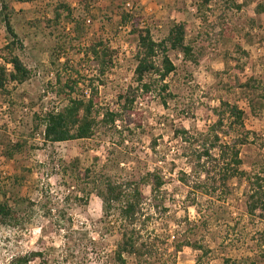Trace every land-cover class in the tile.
I'll return each mask as SVG.
<instances>
[{
    "label": "rangeland",
    "instance_id": "obj_1",
    "mask_svg": "<svg viewBox=\"0 0 264 264\" xmlns=\"http://www.w3.org/2000/svg\"><path fill=\"white\" fill-rule=\"evenodd\" d=\"M6 2L24 41L18 53L33 77L21 85L9 84L6 93L0 91V186L14 195L25 222L0 226V264L30 252L42 255L30 264H117L119 205L107 216L97 195V185L108 178L132 182L142 191L136 223L142 255L125 254L126 264H224L226 259L264 264V216L247 211V178L232 180L226 194H210L206 191L212 180H207L202 163H195L192 154L201 145L194 137L199 140L197 135L217 119L215 109L223 101L235 103L247 112L245 131L250 133L249 142L241 147L242 169L264 176L260 106L264 105V13L256 11L264 0H212L203 19L197 12L200 0ZM60 3L70 6L76 22L63 16L53 29L46 21L53 19ZM123 12L139 16L141 26L150 28L157 41L174 23H186L187 41L199 63L170 52L177 70L166 80L172 93L166 104L162 84L156 83L146 98L136 102V115L117 120L116 129L101 128L90 139L45 143L43 133L33 131V115L66 105L57 92L58 74L80 81L78 92L87 97L92 83L101 111H119V94L135 85L137 38L131 24L123 23ZM225 24L234 33L233 40L223 34ZM99 40L114 51L113 65L105 75L87 54L91 43ZM7 42L0 20V53ZM0 62L4 63L1 58ZM249 77L259 81L261 91L245 93L238 86ZM182 130L194 135L190 143L178 134ZM15 143H21L22 150L7 159L4 151ZM72 165L78 168L72 171ZM151 173L165 182L158 192L144 181ZM15 176L19 180L13 190L10 183Z\"/></svg>",
    "mask_w": 264,
    "mask_h": 264
},
{
    "label": "trees",
    "instance_id": "obj_2",
    "mask_svg": "<svg viewBox=\"0 0 264 264\" xmlns=\"http://www.w3.org/2000/svg\"><path fill=\"white\" fill-rule=\"evenodd\" d=\"M26 2L30 0H19ZM212 0H200L197 5L198 16L201 19L205 16V11L209 9ZM225 1V0H223ZM245 4V3H244ZM244 6V5H243ZM238 8H241L238 6ZM256 11L259 14L264 13V3L257 5ZM64 12H67L64 15ZM65 16L66 20H72L73 11L67 3H60L54 8V17L47 20L48 27H55L60 24L61 18ZM206 17V16H205ZM122 21L124 24H131L132 34L137 38V51L135 55L136 67L134 70L135 85H129L128 88L120 93L119 111L107 109L101 111L99 108L98 90L89 84L90 96L78 92L79 82L72 75L68 77L56 76L57 92L62 100L67 101L61 109H49L44 114L33 115V131L43 133L45 143L73 142L77 140L90 139L101 128H107L112 131L116 129L117 120H123L124 116H135V105L140 98H146L160 83L163 102L172 97L168 92L169 85L167 78L176 72L177 67L170 57V52L178 51L183 54L184 60L193 64H198L199 59L192 43L187 41V25L184 22L174 23L169 29L168 35L161 41L155 40L151 29L141 26V18L130 13L123 12ZM0 20L4 23L8 33V42L2 48L0 58V91L6 93L9 84H23L33 77L32 70L25 64L18 51L24 49V41L17 32L14 25V12L6 0H3L0 10ZM77 25V29L78 24ZM223 34L226 40H233L234 33L230 27L225 24ZM52 35L53 33L50 32ZM241 48V47H239ZM87 54L92 57L93 62L98 68L100 75H105L107 70L113 65L114 51L106 46L102 40L91 43ZM238 86L247 92H256L262 89L259 81L254 77L247 78L244 83ZM261 91V90H260ZM264 99V94H261ZM251 99V97H250ZM252 101V100H251ZM251 102V112L255 113V105ZM264 108V105L260 103ZM261 108V109H262ZM217 119L208 125L207 130L200 135L199 140L194 137V142H199L196 149L192 151L195 163H202L201 169L205 173L207 180L211 178V189L207 190L210 194L221 192L226 194L230 191V182L234 179L247 178L250 188L247 194L246 206L250 215L260 212L264 216V176L262 173H247L242 169L243 160L241 158V147L249 142V134L245 131V118L247 112L238 104L223 101L218 109H215ZM133 121H136L133 119ZM140 125L139 122H137ZM228 128V131L226 130ZM231 129V131H229ZM182 134L186 142H191L194 135L188 131H177ZM236 133V134H234ZM234 134V135H233ZM233 136L232 141H223L224 137ZM193 143V142H192ZM21 143L7 145L4 154L7 159H13L15 152L22 150ZM78 163V161H73ZM78 168L72 165L71 170ZM264 170V166H263ZM77 172H79L77 170ZM90 176V170H86L84 178ZM145 183L151 184L152 192H158L165 184L160 176L148 174L144 178ZM154 179V180H153ZM5 180V179H4ZM19 177L15 176L10 183V188L14 190ZM2 182H4L2 180ZM129 187L133 188L128 191ZM208 186H201L200 189H207ZM209 188V187H208ZM12 194H14L11 191ZM97 195L102 199L105 215H110L115 205L118 207L120 219V237L118 249L115 251V260L117 264H126L125 254L142 255L141 245L139 246L140 229L137 228L138 215L142 203V191L132 182L117 183L112 179H106L102 185H97ZM17 201L13 196L8 195V191L0 186V226L17 227L23 226L24 217L22 210L17 207ZM197 249L204 250L201 245H195ZM181 248V246L179 247ZM207 253V251H206ZM139 255V256H138ZM42 256L38 252H30L23 256L13 258L8 264H30L37 257ZM224 264H236L229 259L224 260ZM251 264H255L252 262Z\"/></svg>",
    "mask_w": 264,
    "mask_h": 264
},
{
    "label": "built area",
    "instance_id": "obj_3",
    "mask_svg": "<svg viewBox=\"0 0 264 264\" xmlns=\"http://www.w3.org/2000/svg\"><path fill=\"white\" fill-rule=\"evenodd\" d=\"M127 6L132 7V6H131V3H127Z\"/></svg>",
    "mask_w": 264,
    "mask_h": 264
}]
</instances>
